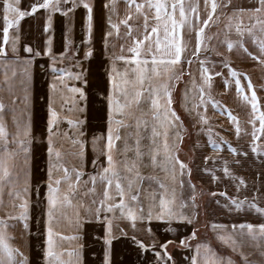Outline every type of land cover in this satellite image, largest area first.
<instances>
[{"label": "snow or ice", "instance_id": "snow-or-ice-1", "mask_svg": "<svg viewBox=\"0 0 264 264\" xmlns=\"http://www.w3.org/2000/svg\"><path fill=\"white\" fill-rule=\"evenodd\" d=\"M124 3V17L117 22L113 19L116 0H102L107 15L101 43L110 62L105 72L107 86L102 93L105 130L86 138L89 94L84 60L90 61L94 54L93 0H32L27 7L21 6L22 0H0V69H3L0 91L6 90L9 97L8 103L0 98V211L4 213L0 215V264H32L29 255L12 243L15 237L9 229L19 225L22 239L31 236L37 205L43 229L40 264H83L86 222H95L103 228L102 264H112L113 240L119 236L129 237L139 252L151 251L155 264H176L167 251L172 241L160 244L161 252L154 241L146 244L138 238L139 231L154 236L153 221L165 222L169 232L191 228L178 239V247L188 253L184 264H264V206L258 202L264 192L254 183L251 197L241 198V189H247L245 179L231 170L229 161L215 164L225 146L235 157H247L248 152L215 132L204 111L211 105L220 115H226L237 140L249 136L250 151L264 164V100L258 96L250 76L234 67L231 59L233 54L250 59L264 71V0H251L249 7L237 5L234 0H124ZM80 8L84 35L78 43L73 39V29L75 13ZM55 14L63 18L64 27L63 50L59 53L53 50ZM27 17L42 19L39 33L43 38L42 49L21 43V22ZM134 17L142 18V23L135 26L136 31L129 23ZM121 25L125 28L123 36ZM213 25L220 27L209 34L206 29ZM116 39L123 41L121 54L115 52ZM81 44L85 49L82 56ZM125 51L128 55L123 54ZM202 52L208 55L202 58ZM211 55L221 59L212 60ZM42 57L48 58L53 78L46 101L45 132L37 141L31 79L35 60ZM65 61L66 66L57 67ZM118 61L123 62L122 70ZM186 74L189 79L184 82L182 100L190 118L188 126L173 107V92ZM214 77L220 78L225 91L234 86L236 97L248 108L245 123L250 125V132L242 126L237 114L213 96ZM57 94L61 100L59 109L53 99ZM71 113L78 115L74 118ZM61 122L68 126L63 131L59 127ZM189 127L198 138L195 146H199V137L206 135V144L215 154L203 156L196 171L207 174L213 183L221 180L217 171H222L236 191V195L211 192L212 196L223 197L214 203L229 215L255 213L260 218L259 223L210 224L227 252L214 249L206 241L190 243L197 239L200 205L196 202L193 168L179 156ZM58 138L74 149L71 156L78 164L69 167L65 154L57 147ZM37 142L46 145L45 171L39 177L32 164ZM89 144L94 152L92 172L85 171ZM100 156L104 157L103 162ZM209 161L214 163L210 166ZM232 163L241 161L235 159ZM142 168H151L152 172L144 174ZM156 170L164 173V180L155 174ZM259 177L257 173L258 180ZM145 180L154 181L158 188L149 190L151 185L145 186ZM98 185L102 186L99 195ZM61 219L74 227L72 234L57 230ZM114 221H126L131 235Z\"/></svg>", "mask_w": 264, "mask_h": 264}, {"label": "crops", "instance_id": "crops-1", "mask_svg": "<svg viewBox=\"0 0 264 264\" xmlns=\"http://www.w3.org/2000/svg\"><path fill=\"white\" fill-rule=\"evenodd\" d=\"M32 0H22V7H27ZM95 5L94 7V31H93V49L94 54L91 60H84L85 67L88 68V87L86 91L89 94L88 100V111L86 114L87 124L85 127L86 138H90L92 134L99 135L105 130V104L103 102L102 93L107 86L105 72L109 67V60L106 58L108 53L103 51V46L101 43L102 37L104 35V31L106 29L105 17L107 15L106 10L103 8L102 0H93ZM125 14V3L124 0H116V14L113 16V19L117 22L124 17ZM62 17L60 14H55L53 17V36H54V47L53 50L56 53H59L63 50V32L64 27L62 23ZM42 19L41 18H33L27 17L21 22V43L31 44L34 47L42 49L43 38L39 35L42 31L41 27ZM130 24L134 26V31H136V25L142 23V18L137 19L133 18L129 21ZM83 9H77L75 13L74 19V29H73V39L78 43L83 40ZM0 27H2V21H0ZM220 25H217L212 32H216ZM12 30H10L11 32ZM125 28L121 25L120 34L123 36ZM123 41L121 39H116V54H121L120 44ZM131 43V41H128ZM127 46V45H126ZM251 47V45H249ZM222 51L224 49H221ZM85 49L83 44L80 45V55L82 56ZM111 51V48H109ZM124 55H128L125 51ZM213 59H221V57H217L215 55H211ZM233 66L242 72H246L255 88L258 91V96L264 100V71L261 70L260 66L250 59L240 58L235 54L231 57ZM49 60L47 57L37 58L32 67V79H31V92H32V103H33V123H34V134L36 137H40L38 133L39 125H46V121L44 119L47 117V106L46 101L49 95V84L52 81V72L49 68ZM67 61L64 62L63 65L57 64V67L66 66ZM118 68L123 69V62H117ZM195 65L193 68L195 69ZM226 71V70H225ZM3 69H0V81H2ZM189 79L188 75H184L182 80L176 85L175 90L173 92L174 104L173 107L176 109L178 114L184 120L186 126L190 123V118L188 114L185 112L183 108V100L182 93L184 88V82ZM197 79H199L197 73ZM71 83V82H70ZM213 96L219 100L222 105L236 112L239 116L241 124L243 127H246L247 124L245 121L247 120V106L239 100L235 95L234 86L227 91L222 88V81L218 77H214V87L212 89ZM0 98L4 100L5 103L9 102V97L7 91H0ZM55 100L56 106L59 109V104L61 102L59 94L53 97ZM208 117L209 123L213 126L215 132H219L222 136H226L228 138L229 135V125L230 121L227 119L226 115H220L217 111L211 108V105L207 109H205ZM74 118L78 115L77 113H71ZM9 126L11 127V120L9 118ZM250 126V125H248ZM60 129L63 131L66 129L67 123L61 122ZM199 127V125H197ZM226 127V128H224ZM194 137H191L190 140L183 139V143L181 144V149L179 152L180 158L183 154L188 153V164L193 168L192 179L197 188V197L196 202L202 208L200 221L203 223V227H200L198 221H196L197 228V239L190 241V243L195 244L199 241L209 242L214 249L220 252H227L228 249L220 244L216 239V234L211 230L210 224L212 222L218 223H240V222H253L259 223L260 218L255 213H244L241 212L239 214L233 213L229 215L226 210L221 207H218L214 201L216 199L223 200V197L212 196L211 192L219 191H227L229 195H236L235 188L233 186V182L226 177H223L222 171H217V175L221 177V180L213 183L210 180V177L207 174H201L196 171L198 165L202 164L203 156L205 155H215L212 152L211 146L206 144L207 137L206 135H202L199 137V146L197 145V136L194 130L190 127ZM188 128V130L190 131ZM184 141L188 142L187 148L183 146ZM242 148L244 151L248 152L247 157L240 156L235 157L232 154L227 152L226 146L223 147L219 155L215 161L216 165L222 163L223 160L229 161V166L231 170L245 179L247 182V189H241V198L244 195L251 197L253 184H258L261 189V192H264V164L260 162V159L255 156L250 151L249 144H246V140L237 141V143H233ZM195 146V147H194ZM86 159L88 161L87 166L85 167L86 172H92L94 169L91 166V161L94 159V152L89 144L86 148ZM182 159V158H181ZM235 159H239L241 161L240 164H234L232 161ZM99 160L101 162L104 161V157L100 156ZM209 165L211 166L214 162L209 161ZM142 173L148 174L152 172L151 168H142ZM257 173H260L259 180L257 179ZM155 174L161 179L164 180V173L156 170ZM166 183H170V181L165 180ZM145 186L151 185L150 189H157L158 185L152 181L149 182L145 180ZM200 191H203L201 194ZM97 194H102V186H97ZM187 190H185L184 195L186 196ZM143 198V196H142ZM88 198L85 197L87 201ZM261 206H264V196L260 198L258 201ZM199 219V217H198ZM115 223H120L124 226L131 235V229L128 227L126 221H114ZM175 227V225H173ZM90 230L92 234L88 233V235H92L97 240L96 246L94 248L83 249V264H102L103 261V253H104V243L101 237L103 236V228L100 224L95 222H86L84 224L83 232L84 236H86V231ZM151 228L153 229L154 236L148 235L143 231L137 232L138 238L143 239L146 244H151L153 241L156 244L157 250L163 252V249L159 248L160 244L165 243L166 241H172L168 243L167 251L174 257L176 260V264H184V256L187 253L186 250H183L178 247V239L181 235H187L191 228L184 229L180 228L177 232H169L167 231V226L165 222L162 221H153L151 223ZM118 235V234H117ZM238 259V257H236ZM112 264H155V260L153 258V253L151 251L148 252H139L137 246L133 244L129 237L119 236L118 239L113 240L112 246Z\"/></svg>", "mask_w": 264, "mask_h": 264}, {"label": "rangeland", "instance_id": "rangeland-1", "mask_svg": "<svg viewBox=\"0 0 264 264\" xmlns=\"http://www.w3.org/2000/svg\"><path fill=\"white\" fill-rule=\"evenodd\" d=\"M234 3H236L237 5H242L244 7H249L251 6V0H234ZM217 25H213L210 29H206V31L211 34L212 31L215 29ZM204 55H208V53L206 52H202V58ZM210 59L212 60H219V59H213L212 56H210ZM217 68L219 69V65H217ZM234 114H236V112L233 111ZM47 118V117H46ZM46 118L44 119V121H46ZM226 128V127H224ZM245 128H247V130L250 132L251 131V127L250 126H246ZM190 129V127H189ZM229 131V135L228 138L226 136H223L227 141L233 143H237V138L234 134V128L233 126L229 125L228 128ZM45 132V125H39L38 127V133L39 136L41 133ZM222 135V134H221ZM191 137H194L191 129L190 131L188 130V135L184 136L185 140H190ZM37 141H40V137H36ZM242 140H246V144H249L250 141V137L249 136H244ZM240 141V140H239ZM188 142L184 141L183 146L185 148H187L188 146ZM236 145V144H233ZM45 147L46 145L43 142H37L34 144V148H33V152H34V159H33V171L35 173V175L37 177L42 176L44 174L45 171V160H46V153H45ZM57 147H59L61 149V151L65 154L64 155V159L65 161L68 163L69 167H71L74 164H78V162L71 156V153L73 152V148L70 146V144L63 140V139H59L57 140ZM182 160H184L185 162H188L189 157H188V153L183 154L182 155ZM87 198V197H86ZM202 211V208H199V212ZM69 216L72 215V210L69 209ZM3 211H0V215H3ZM201 218V213L199 215V219L198 224L200 225V227H203V223L200 221ZM42 223H41V213H40V206L37 205L35 213H34V221L32 223V234L31 236H29L26 240L21 238V227L19 225H17L15 228H10L9 231L14 235V239L12 241V243L19 247L21 249V251L25 252L26 254L29 255L30 260L32 261V264H40V255H41V244H42ZM57 230L64 232L65 234H72L74 232V227L72 225H70L67 221H65L64 219H61V221L57 224ZM86 236H84V232H83V241L82 243L84 244V248H86V250L88 251L91 248H94V246H96L97 243V239L95 237H93L92 232L90 230H88L85 232ZM88 233H90L88 235ZM68 245H65V247H67Z\"/></svg>", "mask_w": 264, "mask_h": 264}, {"label": "trees", "instance_id": "trees-1", "mask_svg": "<svg viewBox=\"0 0 264 264\" xmlns=\"http://www.w3.org/2000/svg\"><path fill=\"white\" fill-rule=\"evenodd\" d=\"M201 192V194H203V191H200Z\"/></svg>", "mask_w": 264, "mask_h": 264}]
</instances>
